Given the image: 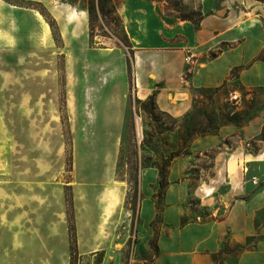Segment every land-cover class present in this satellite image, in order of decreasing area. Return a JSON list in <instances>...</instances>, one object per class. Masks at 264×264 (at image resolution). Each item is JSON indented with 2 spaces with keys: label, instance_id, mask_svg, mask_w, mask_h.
<instances>
[{
  "label": "rangeland",
  "instance_id": "1",
  "mask_svg": "<svg viewBox=\"0 0 264 264\" xmlns=\"http://www.w3.org/2000/svg\"><path fill=\"white\" fill-rule=\"evenodd\" d=\"M221 1L112 0L116 13L104 17L98 0H0V264H156L160 245L167 263L192 255L194 264H237L239 244L264 238L238 243L228 234L210 254L186 247L195 223L225 218L231 183H244L248 195L264 184L262 162L225 167L223 152L240 144V130L212 148H196V138L169 165L162 212L170 219L161 213L150 223L142 215L143 201L156 202L160 166L178 147L196 95L200 119L204 110L218 120L236 113L237 123L223 126H243L264 120V86L235 77L218 91L195 88L189 51L191 107L177 115L156 101L148 112L136 94L123 25L135 53L174 48L193 31L183 16L199 20ZM161 38L162 47H151ZM258 140L264 125L246 148L256 153Z\"/></svg>",
  "mask_w": 264,
  "mask_h": 264
},
{
  "label": "crops",
  "instance_id": "2",
  "mask_svg": "<svg viewBox=\"0 0 264 264\" xmlns=\"http://www.w3.org/2000/svg\"><path fill=\"white\" fill-rule=\"evenodd\" d=\"M193 24L191 37L186 44L143 53H135L134 50L133 77L140 100L147 99L158 89L156 101L162 109L177 115L186 112L192 104V94L184 84L186 55L189 51L197 62L191 75V85L195 88L218 87L230 81L235 67L240 68L237 79L244 86H264L263 1L222 0L212 12L205 13L198 24ZM163 45L164 39L161 38L151 47ZM156 82H162V85L155 88L152 85ZM182 97L185 99L182 100ZM163 98H166L164 103L161 102ZM263 125L264 120L259 117L243 126L225 125L216 134L197 138L194 145L198 149L217 147L222 139H234L240 130V144L227 146L223 153L227 170L237 167L244 170L250 161L264 163V140H258L256 153L246 148V142L260 136ZM157 188L159 190L160 183ZM248 193L244 183H231L230 192L224 199L229 204L225 218L216 223H195L188 241L190 245L186 247H192L195 253L210 254L221 248L228 234L238 243H244L257 234L264 235V225L260 229L257 227L258 215L264 210V184L259 190L250 195ZM142 204V208L146 206L149 212L145 213L143 208L142 215L151 223L157 217L155 199L149 198ZM161 213L166 220L170 219L168 210ZM162 246V258L156 264H178L163 261L166 251ZM184 258H187L184 264H194L192 255H185ZM237 264H264V238L243 250Z\"/></svg>",
  "mask_w": 264,
  "mask_h": 264
},
{
  "label": "trees",
  "instance_id": "3",
  "mask_svg": "<svg viewBox=\"0 0 264 264\" xmlns=\"http://www.w3.org/2000/svg\"><path fill=\"white\" fill-rule=\"evenodd\" d=\"M263 1L264 0H259ZM98 6H99V11L100 13L106 17L108 16L109 13H116V9L114 7V4L112 3V0H98ZM88 10L91 12V8H88ZM203 15H201V18ZM183 18L193 20L196 24L199 23V20H194L191 15H184ZM94 19L91 17V23H93ZM123 31L125 32L127 36V43L123 42V45L126 46V48L130 51L131 55V60H133L134 57V48L132 46V43L130 41V38L128 36V33L123 25ZM130 56L127 57L126 63L128 67V71L131 72L130 68ZM240 68L235 67L232 70V78H235L239 75ZM229 85V81L224 82L222 85L209 89L210 92L212 91H218L220 89L227 88ZM158 93V89H155L152 94L148 96L147 99L145 100H139L142 101V106L144 109L148 112L152 113V110L155 108L156 104V96ZM202 100L199 98V94L196 95L194 99V105L192 109L184 116L181 127L179 128L178 131V136H179V142H178V147L170 152L169 155L164 157L162 161V165L160 166V188L158 192V197L156 199V206H157V217L161 215L162 212V202L163 198L165 195V189L168 183V170H169V165L172 163V161L180 155L187 154L189 153V147L191 143L198 137L206 136L207 134H216L218 133V129L224 125L225 122H234L237 123L238 119L240 116H238L236 113L231 115L229 112L227 113H222L219 120L216 117L211 116L210 112L204 110V117L203 119L199 118V112H200V105L202 104ZM257 236H254V238ZM241 247V251L245 250L248 247H245L244 245L239 244Z\"/></svg>",
  "mask_w": 264,
  "mask_h": 264
}]
</instances>
